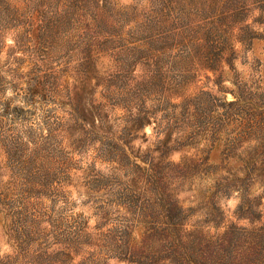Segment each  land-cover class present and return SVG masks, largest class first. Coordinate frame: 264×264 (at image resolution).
<instances>
[{"label": "rangeland", "instance_id": "1", "mask_svg": "<svg viewBox=\"0 0 264 264\" xmlns=\"http://www.w3.org/2000/svg\"><path fill=\"white\" fill-rule=\"evenodd\" d=\"M0 264H264V0H0Z\"/></svg>", "mask_w": 264, "mask_h": 264}]
</instances>
